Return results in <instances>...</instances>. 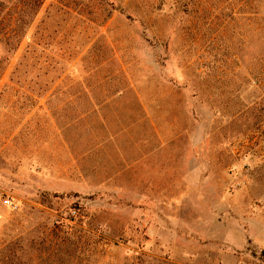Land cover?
<instances>
[{"label":"rangeland","instance_id":"1","mask_svg":"<svg viewBox=\"0 0 264 264\" xmlns=\"http://www.w3.org/2000/svg\"><path fill=\"white\" fill-rule=\"evenodd\" d=\"M36 31L53 60L0 48V264H264V0H46Z\"/></svg>","mask_w":264,"mask_h":264},{"label":"trees","instance_id":"2","mask_svg":"<svg viewBox=\"0 0 264 264\" xmlns=\"http://www.w3.org/2000/svg\"><path fill=\"white\" fill-rule=\"evenodd\" d=\"M46 0H19L14 3V14L11 12L0 20L4 29L0 30V48L5 56L16 54L24 41L29 40L25 49L24 60H53V31L30 34L31 26L38 10Z\"/></svg>","mask_w":264,"mask_h":264}]
</instances>
